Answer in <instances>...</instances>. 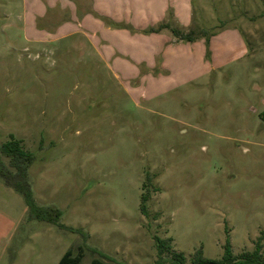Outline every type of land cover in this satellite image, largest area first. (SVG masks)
I'll use <instances>...</instances> for the list:
<instances>
[{"label": "rangeland", "instance_id": "1", "mask_svg": "<svg viewBox=\"0 0 264 264\" xmlns=\"http://www.w3.org/2000/svg\"><path fill=\"white\" fill-rule=\"evenodd\" d=\"M62 1L31 15L36 0H0V145L14 135L35 155L36 201L76 231L26 221L0 180V264L79 248L81 264H156V238L190 264L201 248L220 259L228 237L235 255L264 244V0H110L135 21L169 8L197 43L175 50L96 12L128 34L63 36ZM190 5L187 29L172 14Z\"/></svg>", "mask_w": 264, "mask_h": 264}, {"label": "trees", "instance_id": "2", "mask_svg": "<svg viewBox=\"0 0 264 264\" xmlns=\"http://www.w3.org/2000/svg\"><path fill=\"white\" fill-rule=\"evenodd\" d=\"M170 30L172 34L181 41L194 42L193 32L183 33L177 27L170 24H163L158 29L152 31ZM22 141L9 136V140L0 145V180L3 184L19 194L27 207L26 221H37L55 225L65 230H74L61 223L63 213L54 206H41L36 201L31 176L29 170L35 161V155L24 149ZM149 194H142L140 210L143 215L148 214ZM78 231V230H77ZM157 241L158 260L156 264H187V260L182 253L173 252L172 239H159ZM171 254V256H169ZM84 251L79 248L75 253L72 249L68 250L60 259L58 264H81ZM91 264H105L100 259H95ZM190 264H264V244L263 239L259 238L255 242L253 251H245L235 255L228 237L223 247V255L220 259L214 260L204 256L203 248L197 250L191 259Z\"/></svg>", "mask_w": 264, "mask_h": 264}, {"label": "crops", "instance_id": "3", "mask_svg": "<svg viewBox=\"0 0 264 264\" xmlns=\"http://www.w3.org/2000/svg\"><path fill=\"white\" fill-rule=\"evenodd\" d=\"M87 4H86V2ZM65 2V3H64ZM110 0H77L79 9L82 7L84 14L81 17H70V15H66L65 12L67 8H72L71 1L64 0L62 1V7H61V14L58 15V19L62 20V30H63V36H112V35H125L128 34V32L125 31V29H116L112 28L110 26L105 25L99 18H97L94 14L92 15V12H96L99 15H103L105 17L110 18L115 23L125 25H134L137 28L141 30H153L155 28H159L163 24H170L169 22V15L168 10L169 8H166V6H162L161 8L157 9L153 12V14H144L142 16L137 17V20L135 21L133 18V15L130 11H127L126 9L121 10L120 8L113 10L112 5L109 4ZM42 0H36L34 4L31 6V15H36L38 13L39 5H41V9H43V5L41 4ZM65 4V5H63ZM192 18H193V9L192 6L188 7L186 11L182 14L181 12L177 11V9L174 10V13L172 14V21L174 23H177L181 20V23L178 22L180 25H185L184 27H191L192 24ZM123 24V25H124ZM172 25V24H170ZM175 27V26H172ZM157 28V29H158ZM162 33L158 34L157 32L153 31L151 34L152 38L158 40L161 45H165V49L175 50V49H184L185 42L182 41L179 42L175 38V36L172 35V33L168 32L169 30L164 29ZM167 30V31H166ZM35 31L36 35H40L41 33L38 32V30ZM187 44V43H186ZM188 44H191L192 46H197V43L189 42ZM191 45L189 46V49H191ZM92 46V45H91ZM168 46V48H167ZM94 47L98 49V47L93 44Z\"/></svg>", "mask_w": 264, "mask_h": 264}]
</instances>
